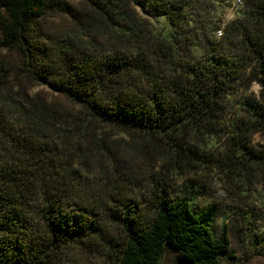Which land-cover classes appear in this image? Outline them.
Wrapping results in <instances>:
<instances>
[{
  "label": "trees",
  "instance_id": "obj_1",
  "mask_svg": "<svg viewBox=\"0 0 264 264\" xmlns=\"http://www.w3.org/2000/svg\"><path fill=\"white\" fill-rule=\"evenodd\" d=\"M229 1L0 0V48L19 58L17 78L73 107L23 92L0 109V264H160L168 247L190 264L235 258L201 216L193 178L264 177V147L251 144L264 136V0L232 2L233 18L209 38ZM61 15L74 27L48 31L44 21ZM253 84L257 99L241 97ZM98 138H130L156 161L146 198L118 208L79 192L75 143ZM173 178L187 180L178 193Z\"/></svg>",
  "mask_w": 264,
  "mask_h": 264
},
{
  "label": "rangeland",
  "instance_id": "obj_2",
  "mask_svg": "<svg viewBox=\"0 0 264 264\" xmlns=\"http://www.w3.org/2000/svg\"><path fill=\"white\" fill-rule=\"evenodd\" d=\"M236 0L229 1V7L216 12L212 22L207 23V35L218 40L223 33L224 25L233 18ZM72 6L78 7L77 2ZM141 21L150 30H161L162 20L157 21L154 15L146 10L137 9ZM48 31L61 32L74 27L72 21L64 16L48 17L44 21ZM20 60L14 52L0 48V109L7 111L16 101L21 100L23 92L30 98H42L44 101L56 100L64 110H71L70 103L53 95L43 87H32L25 79H18ZM258 86L251 85L248 92L241 97L257 99ZM75 143L80 147L81 166L72 161V172L79 177V192L85 198L98 203L104 200L107 205L124 207L127 201H140L146 198L152 182L158 176L156 161L151 160L148 152L140 153L130 138H98L97 145L84 141ZM251 144L254 148L264 147V136L256 135ZM150 167H154L153 169ZM202 185L203 192L199 211L208 224L214 238L220 240L222 234L231 242V255L221 264H264V177L253 184L236 182L228 183L220 174L202 171L194 176ZM189 177L188 180H191ZM168 182V181H167ZM187 182L185 179L173 178L168 184L173 193H178ZM129 188L131 191H127ZM86 194H90L87 196ZM117 200V201H116ZM118 230L112 229V234ZM82 257V256H80ZM160 264H190L178 253L168 247L165 249Z\"/></svg>",
  "mask_w": 264,
  "mask_h": 264
},
{
  "label": "built area",
  "instance_id": "obj_3",
  "mask_svg": "<svg viewBox=\"0 0 264 264\" xmlns=\"http://www.w3.org/2000/svg\"><path fill=\"white\" fill-rule=\"evenodd\" d=\"M237 3H239V0H236ZM218 35H220V33H218Z\"/></svg>",
  "mask_w": 264,
  "mask_h": 264
}]
</instances>
